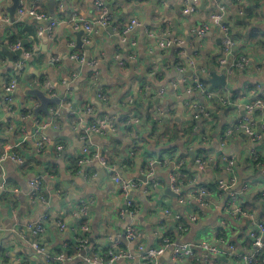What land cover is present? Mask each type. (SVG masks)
I'll return each instance as SVG.
<instances>
[{
  "label": "crops",
  "instance_id": "obj_1",
  "mask_svg": "<svg viewBox=\"0 0 264 264\" xmlns=\"http://www.w3.org/2000/svg\"><path fill=\"white\" fill-rule=\"evenodd\" d=\"M51 1L21 0V4L42 10L60 21L56 26L54 39L47 33H38L39 26L46 25L47 21H34L35 19L27 17L17 20L16 14L12 18L7 9L12 0H0V50L4 44L12 41V36H16L20 43L26 40L20 51L29 49L33 52L25 70L19 74L13 108L7 104L3 90V85L10 82L13 75V64L0 60V156L7 146H13V150L25 158L23 167L10 159L0 162V184L4 185L0 189V264H51L46 262L44 254L33 248L36 237L27 229L29 223L42 218L45 219L46 230L38 241L53 256L60 252L66 254L63 264H95L86 258L92 257L98 247H105L116 239L121 241L122 249L136 252L137 256V246L140 243L146 247L161 245L160 219L167 207L180 212L188 220L187 229L182 232L173 220L167 221L166 232H173L177 242H207L222 252H227L229 245L235 244L239 249L244 248L245 252L250 253L253 246L248 234L253 230V220L245 217L239 221L230 220L224 209L225 196L218 190H213L212 195L208 196L206 208L182 204L164 193L163 190L169 184L170 168L157 164L153 167V175L159 181L158 188L150 194H145L142 187L130 192L131 199L139 205V213L124 216L121 212L126 211L124 206L128 195L121 192L119 185L101 162L96 159L87 164L78 162L87 145L91 151L97 150L108 155L124 178L140 179L139 175H144V168L151 157L168 154L162 153L165 147V137L162 135L159 142L154 137L146 143H139L136 155H130L128 128L140 124L133 119L126 122L125 118L134 114L133 105L128 100L132 97L135 102L146 105L152 95L153 100H156L153 108L156 110L160 107L165 112L162 116L165 125L161 127L164 131L172 127L173 122L184 124L191 121L198 112L196 108L199 104H207L209 107L210 103L205 102L207 100L199 91L187 92L192 81L187 72L191 68L187 67V70L181 72L177 63L193 59L197 68L205 67L211 72H223V68L215 64L221 49L222 34L218 22L210 17V13L220 5H225V20L236 40V51L248 56L249 67L235 71L228 77L226 86L210 90L217 96L224 95L237 102L252 101L255 96L264 93V0H242L240 7L231 0H201L195 13L184 12V0H106L113 14V32L107 26H97V32L88 44L89 49L78 44L77 33L84 29L81 27L76 30L72 19L96 20L93 0H56L53 8L49 5ZM133 17L138 18L142 25L127 34L126 40L114 38L122 25ZM203 23H208L210 28L205 35L199 36L195 29ZM165 31L171 39L183 41L181 47L173 45L162 49L158 42ZM84 34L85 31L82 39ZM73 53L99 60V85L110 96L109 105L106 106L98 99L91 86L89 73L92 74L95 67L73 59ZM55 57L59 58L58 62L54 60ZM210 77L211 75L208 79ZM163 87L166 91L160 94ZM35 88L45 90L48 96L60 98L67 93V89L72 91L68 106H60V103L49 106V110L59 109L65 119L61 130H55L50 125L43 129V133L51 137V143L41 152L37 151L34 144L36 125L50 122L54 115L44 112L36 115L34 107L40 101L29 93V90ZM239 91L240 96H234V92ZM71 106L77 110V120L83 118L88 121L107 114L114 115L117 124L106 129L103 134H92L90 140L84 142L79 133L89 122L80 126V131H74L70 121V117L74 119V116L69 114ZM87 107L92 108L91 114L79 115ZM26 110L33 112L23 117ZM256 113L264 118V110ZM236 115L237 112L230 109L226 118H223L224 124H232ZM165 116L169 117L166 121ZM178 117L180 122L176 119ZM246 143L243 135L229 145L232 148L230 155L237 160L239 182L252 181L246 192L240 191L239 183L235 189L241 193L242 201L248 204L257 220L264 222V186L260 172L252 169ZM57 144H62L63 148L57 149ZM190 160L189 164L192 166L187 176H192V181L187 184L186 190L200 184H210L218 174L225 175L224 170L213 166L200 171L191 164L194 161ZM35 177H40L43 181L46 203L31 197L29 182ZM50 182H53V187ZM82 201L90 204V213L85 222L89 226L86 235L90 240L86 250L76 246L75 232L71 229L81 223L77 213ZM194 213L197 214V219L190 220L188 215ZM59 219L67 223L66 229L59 228ZM222 220L226 221L224 227H221ZM130 224H135L141 234L137 240L127 242L125 230ZM220 228L226 231L223 237L222 232H219ZM219 237L223 240L219 241ZM206 255V250L197 248L193 260L191 257L189 261L185 259L179 262L173 259L172 249L167 248L159 256L158 264H243L227 254H222L226 258H219L218 262L211 260L213 256L206 258ZM195 259L197 260L194 261ZM116 264H138V259L121 258ZM258 264H264V251Z\"/></svg>",
  "mask_w": 264,
  "mask_h": 264
},
{
  "label": "built area",
  "instance_id": "obj_2",
  "mask_svg": "<svg viewBox=\"0 0 264 264\" xmlns=\"http://www.w3.org/2000/svg\"><path fill=\"white\" fill-rule=\"evenodd\" d=\"M201 0H184V12L186 13H195L198 11V7ZM234 4H237L239 7L242 3V0H231ZM93 8L96 12V20L88 21L83 20L81 18H73V27L76 30L84 29L85 34L83 36V43L89 44L92 41L93 35L97 32V26L106 27L109 26L113 21V14L110 10V5L106 3V0H93ZM240 12L241 9H240ZM16 18L21 19L24 17L47 21L46 25H40L38 28V33L40 35L47 33L51 39L55 37V29L56 26L60 23L59 20L53 19L48 13L39 10L35 7L28 8L22 4L17 8ZM211 19L215 20L219 24V28L222 34V44L221 49L216 57L215 64L219 68H223V71L230 77L235 70H246L249 67V58L246 54L240 53L236 51V40L232 35V29L229 23L225 20V5H220L216 11H212L210 13ZM142 22L136 18H131L125 25H122L117 34L119 37L124 38L126 40V35L132 33L136 27L141 26ZM209 24L203 23L195 29V32L199 36L205 35L209 30ZM149 33L153 35V32ZM133 43L135 41L133 40ZM159 46L163 48H168L173 45H178L181 47L183 41H179L177 39H171L168 36V32H163V36L158 42ZM21 43H15L12 48L21 49ZM178 48V47H177ZM185 53V52H183ZM33 52L29 49L22 50V58L15 62L16 72L11 76L10 82L5 83L3 85L4 93L6 94V101L10 108L14 107V93L18 86L19 74H21L25 70L26 61L32 56ZM73 59L81 62H87L90 66L95 67V70L92 73V77L90 78L91 86L95 89L96 95L99 100H101L106 106L111 103L110 96L100 88V73L97 69L99 65V60L97 58H89L86 55L81 53H73L71 56ZM131 57H134L131 55ZM117 58H119L117 56ZM54 60L56 62L59 61L58 57H55ZM124 64V62H121ZM187 65V66H186ZM196 63L193 59H189L186 63L179 61L177 63V68L181 72L187 70V67L191 68V85L187 89L188 93H192L194 91H199L205 98V102H209L214 97L217 96L213 90H210L206 87L202 78L211 75V70L205 67H196ZM173 85H176L175 83ZM166 88L163 87L160 89V94L164 93ZM71 90L67 89V93L61 97L60 106H68L70 104L69 97L71 95ZM225 103H231L234 106L235 112H237L235 121L227 127L226 129H222L219 133H221L217 137L218 149L213 148L208 152L206 157L204 155H196L194 160V166L196 169L203 171L208 166H213L214 168L224 170L225 175L222 176L218 174L212 183L217 184V190L225 196V204L224 209L226 210L228 217L230 220L239 221L241 218H250L254 222L253 230L249 231V238L252 241V250L250 253L245 252L244 248L239 249L235 244H230L227 252H222L221 249H218L215 245H210L207 242H201L200 244H190V243H180L176 240L172 239L166 232L167 221L173 220L175 222L178 230L180 232L187 229V225H184L180 220L182 214L177 211H173L171 208L164 209V215L160 219V228L159 234L162 238V243L160 246L155 247H146L144 244H138V254L135 255L136 252H129L121 248L122 243L120 240H111L107 248L103 250L102 247H98L94 252L92 257H87V261H91L95 264H116L117 261L121 258H129L134 259L137 258L138 261L143 264H158V258L162 255L167 248L172 249V257L173 259L181 262L185 259H189L193 257L197 248H202L206 250L207 255L206 258L213 256L211 260H215L218 262V259L222 254H227L236 258L238 261L243 264H258L262 259V254L264 251V222L262 220H257L256 215L249 210L248 207L243 206L244 203L241 198V193L237 192L235 186L237 183L241 185V192H246L250 188L249 182H239L238 174H237V160L231 156L230 154H224L222 152V148L229 146L230 143L235 142L241 138V136H245L246 144L248 146V156L250 158L251 163H255L256 167L260 169V174L262 178V183L264 186V162L260 161L261 155L264 154L263 150V140H264V118L262 116L256 115L257 111L264 110V93H260L255 96L254 100L248 102H237L231 101L226 96H219ZM224 97L226 100H224ZM128 102L130 104L134 103V99L131 97ZM198 112L194 114L193 119L199 120L202 116L208 117V105L207 104H199L196 108ZM76 109L72 106L69 108V114L71 116L77 115ZM32 110H26L23 113V117H27L32 114ZM92 108L87 107L84 109L82 114H91ZM54 115L53 119L51 117L50 122L48 123H37L36 129L34 131V144L38 152H41L47 148V146L51 143V137L45 133H43V129H46L49 125L52 126L55 130L62 129V123L65 119V116L59 109H50V114ZM164 110L158 107L156 109V119L162 120V116L164 114ZM173 114V113H171ZM256 116V117H255ZM37 120H39L37 118ZM118 120V118H117ZM136 123H140L138 118L133 119ZM89 122V123H88ZM88 123V124H86ZM73 130L80 131V126H84V129L81 133H79L80 139L84 142L90 140L91 135L94 133L103 134L106 129L115 126L116 117L114 115H103L100 118L94 120L85 121L83 118L78 119L75 123H71ZM199 125V124H198ZM196 125L195 130H199V127ZM218 133V134H219ZM128 137L131 140V148L130 155H136V149L138 147L137 140L140 139V134L136 131H128ZM203 144H208L206 140L203 141ZM62 144H57V149H62ZM191 147L190 149H192ZM7 159H10L16 162L20 167L25 165V158L18 155L14 150L13 146H7L4 152L0 156V162H3ZM99 160L101 164L106 168L109 172L112 179L119 185L121 192L125 195L130 194V192L137 190L142 187V190L145 194H150L154 190L158 188L159 181L154 178L153 167L157 164L162 166H167L170 168L169 174V185L171 189L178 194V201L182 204L192 205L190 201H195L199 208H206L208 206V196L212 195V191L208 190L207 184L199 185L196 188H192L191 190L185 189V183L183 177L185 174L182 172V165L185 162V159L177 156H172L171 154L161 155L158 157H151L150 161L146 163L147 167L144 168V175L146 176V180H142L137 178H124L119 173L117 166L110 160L108 155L103 154L97 150L91 151V148L87 145L83 148V155L79 159V164H87L92 160ZM145 165V166H146ZM30 194L33 200L39 199L44 203L47 202L45 196H43V181L40 177H35L30 180ZM4 187L3 184H0V189ZM264 189V187H263ZM216 190V191H217ZM187 192V193H185ZM127 196V198H128ZM264 196V191H263ZM127 209H125L126 213L122 211V215L124 216H135L139 213V205L133 201V199H128ZM90 204L87 201H82L78 216L86 217L89 215ZM188 218L190 220H196L197 214H189ZM226 221H221V227H224ZM57 224L60 229H66L67 223L59 219ZM255 227V228H254ZM27 229L32 232V234L36 237L35 242H33V248L40 254H44L47 263L51 264H63L64 260H66V254L59 253L56 256L51 255L46 252V248L41 245L38 239L42 234L45 233V219H39L34 222H31L27 225ZM75 232L76 246L80 247L81 250H86L89 246V238L83 236L82 233L89 231V226L87 223H83L80 226L71 227ZM81 232V234H80ZM140 231L135 224H130L126 227L125 230V240L127 242H132L138 239L140 236ZM222 237V236H221ZM219 237V241L223 239ZM224 257V256H223ZM195 259L194 261H196Z\"/></svg>",
  "mask_w": 264,
  "mask_h": 264
},
{
  "label": "trees",
  "instance_id": "obj_3",
  "mask_svg": "<svg viewBox=\"0 0 264 264\" xmlns=\"http://www.w3.org/2000/svg\"><path fill=\"white\" fill-rule=\"evenodd\" d=\"M242 6V3H241ZM27 29H30L29 25H26ZM18 39L16 36H12V41L8 44H4L2 49L0 50V60H5V61H9L13 64L12 66V73L15 74L16 72V68L15 66V62L17 60H19L20 58H22V51H20L21 49L18 50H12L11 46L14 45L15 43H18ZM28 61V60H27ZM26 61V63H27ZM237 71V70H235ZM212 74V72H211ZM89 77H92V74L89 73ZM209 75L206 77H203L202 80L205 83L206 87H208L209 89H214L215 87H213L208 79ZM234 96L238 97L240 96V91L239 92H234ZM224 100H226V98L224 97ZM235 100V99H234ZM227 101V100H226ZM156 102V100H153L152 95L150 97V101L148 102V104L144 105L143 102H135L132 104L133 105V115L131 116H127L126 122H129L130 119H134V118H138L140 120V125L137 126H131L130 128H128V131H136L140 134V139L137 140V144L140 143L143 144L144 142H148L150 139H154L155 137V141L159 142V138L163 135L165 138L163 140V144H164V149L162 150V153L167 152L168 154H171L173 157L174 156H178L180 158L185 159L184 164L182 165V172L185 174V177H183L184 183H185V188L187 187L188 183H191L192 181V176H187L189 173V168H191L192 165L189 164V160H190V156L188 154V151L190 150L191 147H197V155H204L205 157L207 156L206 154L208 152H210L212 150V147L210 146L213 142V139L215 136H219L221 133H219L218 135H215V129L217 128V126L220 124V122L222 121L223 118H226L227 114L229 113V110L232 109L234 110V106L231 103H225L223 101V99H221L219 96H214L211 100H210V105L208 107V112H209V116L208 117H201L199 120L196 119H192L191 121H189L188 123H182L179 124L177 122H173V126L167 128L164 131V128H161L164 124L163 118L162 120H157L156 119V110L153 108L154 103ZM8 104V103H7ZM96 119V118H95ZM89 120H94L93 119H89ZM70 121L71 123L76 122L77 118L76 116L70 117ZM199 124V125H198ZM196 125H198L197 127H199V130H195ZM231 124H224L222 129H226L227 127H229ZM129 126V125H128ZM145 132V133H144ZM264 132V131H263ZM144 134H147L146 136H144ZM206 140L208 144H203V141ZM264 141V140H263ZM138 152V147L136 149V153ZM250 160V158H249ZM260 161L264 162V154L261 155L260 157ZM193 164V163H191ZM252 165V169L255 172H260V169L256 167L255 163H251ZM238 174V172H237ZM189 178V181H188ZM243 182H245V180H242ZM207 188L210 191L213 190H217V184L216 183H210L207 184ZM187 193V192H185ZM43 196L44 193H43ZM46 197V196H45ZM264 197V196H263ZM47 198V197H46ZM178 200V199H177ZM190 203L195 206L196 208H199V206L197 205V203L195 201H190ZM81 205V204H80ZM243 206L248 207V204H246L245 202L242 204ZM90 213V211H89ZM87 217V216H86ZM83 217V216H79V219L81 221V223L79 224V226L85 222H87V218ZM181 222L184 225H187V219L182 216L180 218ZM223 229L220 228L219 232H222V237L223 234L225 236V232L226 231H222ZM87 232L82 233L83 236H86ZM81 234V232H80ZM167 234L174 239V235L173 232L167 231ZM90 242V240H89ZM103 250H105L107 248V246L102 247ZM122 248V246H121ZM72 252V251H71ZM263 257V254H262ZM192 260L194 259L193 257L191 258Z\"/></svg>",
  "mask_w": 264,
  "mask_h": 264
},
{
  "label": "water",
  "instance_id": "obj_4",
  "mask_svg": "<svg viewBox=\"0 0 264 264\" xmlns=\"http://www.w3.org/2000/svg\"><path fill=\"white\" fill-rule=\"evenodd\" d=\"M21 4V0H12V4L7 8L8 11L10 12V16L12 18L15 17V14H16V11H17V8L20 6ZM56 4V0H52L49 5L53 8V6ZM36 21V20H34ZM107 28L109 29L110 32H113V25H109L107 26ZM84 33V30H80L78 31L77 35H78V44L80 46H83L84 48L86 49H89L90 48V45L88 44H85L83 43V40H82V35ZM119 36L117 34H114V38H118ZM25 41L26 40H22L21 42V45L25 44ZM191 70L189 72H187V74L190 76L191 75ZM209 82L210 84L213 86V87H224L227 85L228 83V76L227 74L223 71L221 73H218L216 70H214L211 74V77L209 78ZM29 93L36 96L38 98V100L40 101V104L38 106H35L34 107V111L36 113V115L38 116V114L44 112L46 114H50V110H49V106L51 104H54V103H57L59 104L61 102V98L59 96H48L45 92V90L43 89H38V88H35V89H31L29 90ZM159 101V100H158ZM169 117L168 116H165L164 120L166 121ZM178 122H180V118H176ZM224 123H225V120L223 119L222 122H220V124L217 126V128L215 129V135H218V133L222 130L223 126H224ZM212 148H216L218 149V142H217V136L214 137L213 139V142L212 144L210 145ZM231 146H226L224 148H222V152L224 154H230L231 153ZM197 151V147H193L192 149H190L188 151V154L190 156V161L193 162L195 160V157L197 155L196 153ZM139 177L142 179V180H146V176L145 175H139ZM51 186L53 187L54 184L53 182H50ZM164 193H168L169 195L173 196L174 199H178V194L176 192H174L170 185L168 184L167 187L165 188V190H163ZM55 192V191H54ZM132 198V195L131 193L129 194L128 198L127 199H131ZM125 209H127V205L124 206ZM255 228V227H254ZM47 253H49L48 250H46ZM221 259H225L226 257H223V256H220ZM138 264H140V262L138 261Z\"/></svg>",
  "mask_w": 264,
  "mask_h": 264
}]
</instances>
